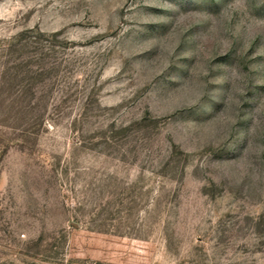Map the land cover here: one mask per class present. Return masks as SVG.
<instances>
[{"label": "rangeland", "instance_id": "374dc122", "mask_svg": "<svg viewBox=\"0 0 264 264\" xmlns=\"http://www.w3.org/2000/svg\"><path fill=\"white\" fill-rule=\"evenodd\" d=\"M0 264H264V0H0Z\"/></svg>", "mask_w": 264, "mask_h": 264}]
</instances>
